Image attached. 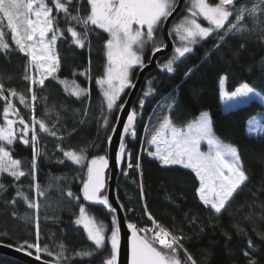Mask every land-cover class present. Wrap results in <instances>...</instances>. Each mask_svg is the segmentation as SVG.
<instances>
[{
  "label": "trees",
  "instance_id": "1",
  "mask_svg": "<svg viewBox=\"0 0 264 264\" xmlns=\"http://www.w3.org/2000/svg\"><path fill=\"white\" fill-rule=\"evenodd\" d=\"M185 1V0H184ZM51 5V0H48ZM238 4L251 7L255 0H237ZM183 8V7H182ZM86 16L90 11L87 0H72L70 11ZM184 8L179 13L183 14ZM178 13V14H179ZM54 15H57L55 9ZM180 15V14H179ZM177 15V16H179ZM177 16L175 18H177ZM64 21L63 14H59ZM230 19L234 20V17ZM175 20V19H174ZM244 31L224 34L220 42L217 33L194 46L193 52L178 62L171 74L155 67L142 81L132 104L131 110L138 113L136 118L137 135L133 139L125 136L126 150L132 153V168L127 160L119 164L116 177L115 195L124 212L127 223H134L138 228L153 227L147 218L151 214L159 224L175 235H183L184 248L192 255L197 264H249L254 259L256 264H264V132L249 135L246 132L248 120L261 115L264 125V105L256 99L223 110L219 97V80L226 76L225 88L234 91L247 83L255 91L264 95V18L247 17L242 22ZM61 23V27H66ZM79 30V28H78ZM6 40L10 47L0 50V83L5 89L14 88L18 93L29 97V82L24 80L27 58L19 53L11 41V33L5 29ZM108 34L94 30L89 34L88 43L81 49L69 41L57 42L56 50L60 57L57 79L49 78L45 86L36 88L38 100L35 102V116L46 119L49 128L57 132L41 136L36 158V181L46 189L43 197H37L31 175L21 177L19 181L8 174H0V243L10 245L23 251L32 252L28 244L37 242V222L39 224L38 242L53 253H39L41 259L56 264V254L63 257L60 264H102L109 256L110 242L97 249L88 240L81 226L75 224L79 206L84 205L86 212L103 222L106 229L111 227V213L102 205H93L83 199L82 182L87 178V162L94 156L107 155L108 137L115 126L117 111L109 113L100 97V87L95 81L104 75L105 48ZM158 42H163L160 32ZM220 46L217 47L216 45ZM152 45L144 49V60L148 62ZM167 57H160L164 62ZM192 69L190 75H185ZM87 73V75H81ZM134 78V76H133ZM61 80L73 81L89 90L88 95L77 98L65 90ZM150 82L155 91L145 97L146 84ZM126 92V91H125ZM7 95V92L5 93ZM124 95H122L121 100ZM144 106L140 108V100ZM118 101V104L121 102ZM174 103L171 112L162 111L165 104ZM93 102L98 107H92ZM13 103L19 108L20 115L31 121L23 105L17 99ZM0 101V123L3 122ZM100 106V107H99ZM169 114L176 126H183L195 119L201 111H208L212 119L215 135L225 143L233 144L239 153L240 162L248 179L237 190L227 209L222 214H214L205 207L197 194L199 181L191 169L180 165L164 166L145 150L142 141L156 126V118ZM108 119V127L103 126V117ZM14 118V117H11ZM63 137V139H59ZM59 145V147H58ZM13 157L22 162L25 172L31 169L33 149L31 144L24 145L17 140L10 146ZM54 149L57 154L64 150L82 151L86 159L82 165H75L62 157L60 160L48 159L46 152ZM205 149V147H202ZM139 164L137 168L136 165ZM125 172L127 175H125ZM142 186V191H141ZM71 190L80 199L66 196ZM38 202L39 208L29 207V202ZM14 201V203H13ZM110 231H106V237ZM230 237V238H229ZM249 240L252 246H249ZM249 252L246 257L245 252ZM90 252L91 255H77ZM182 260L186 258L183 251ZM0 264H28L21 260L0 254Z\"/></svg>",
  "mask_w": 264,
  "mask_h": 264
},
{
  "label": "snow or ice",
  "instance_id": "2",
  "mask_svg": "<svg viewBox=\"0 0 264 264\" xmlns=\"http://www.w3.org/2000/svg\"><path fill=\"white\" fill-rule=\"evenodd\" d=\"M90 11L86 16H81L77 10L76 14L70 11L72 0H0V50H8L10 45L6 40L7 29L11 33V41L19 53L27 58V66L24 80L29 82V98L18 93L16 89H5L0 83V101H4L2 109L3 122L0 123V174L7 173L19 181L26 174L33 178V185L36 196L43 197L46 189L41 188L36 181V158L39 156L37 145L39 132L48 133L56 137L57 132L50 129L43 119L35 116V102L38 100L36 88H43L45 81L49 78L57 79L56 73L60 68V57L56 50L57 42L60 40L69 41L72 45L83 49L88 43L89 34L98 29L108 34L104 42L106 67L104 75L95 83L100 87L106 108L109 113L114 108L123 110L124 104L119 103L125 90L134 88L133 75L136 70H143L147 65L144 60V49L152 45L151 56L162 52L167 45L158 42V36L162 26L168 22L169 17L176 11V0H87ZM57 15L53 14V11ZM63 14L64 21H61L59 14ZM257 14L264 18V0H255L251 7L247 4H238L237 0H190V6L185 15L175 24L168 35L175 34L178 44L174 46L173 54L162 65L160 70L166 73H173L174 66L193 52L194 46L202 40H207L217 33L220 42L224 41V34L244 31L243 21L247 17H256ZM234 17V20L230 19ZM207 22L208 26L201 23ZM6 22V23H5ZM66 23V27H61ZM79 28V30H78ZM223 30L224 34H220ZM217 47L220 45L217 44ZM151 62V61H150ZM189 69L185 75H190ZM87 75V73H81ZM227 77L222 76L219 80L221 98L225 101H243L256 99L264 104V95L255 91L247 83L242 84L236 91L225 92V81ZM68 91L67 80H61ZM70 95L77 98L86 96L89 93L87 88L80 87L75 81ZM155 89L151 87L144 96L151 95ZM7 92V95L5 94ZM17 99L20 105L30 109L32 112L31 121H26L20 115L19 108L13 103ZM144 99L140 100V108L144 106ZM173 103L165 104L162 108L168 113L174 107ZM135 109L127 113L126 121L122 125V135L118 150L115 153L117 165L127 160L128 167L132 168V153L126 150L125 136L136 137ZM14 117V118H10ZM153 117L157 124L146 135L143 144L148 155L158 159L162 165H180L191 169L199 181L197 194L205 207L210 208L214 214L220 215L227 209L231 199L237 190L247 181L248 177L243 170L240 156L236 147L222 142L214 133L212 119L208 111H201L199 116L188 121L183 126H176L171 115L165 114L162 118ZM103 126L108 127L107 117H103ZM257 122L253 119L249 124V132L261 131ZM112 132H116L113 126ZM148 132V126H145ZM63 139V137H59ZM19 140L24 145L31 144L33 149V160L29 172H25L22 162L13 157L11 147ZM112 136L108 137L109 143ZM202 143L207 145V151L202 150ZM59 147V145H58ZM63 157L75 165H82L86 157L82 151L64 150L59 148ZM65 160H60L64 163ZM109 166L107 155L92 157L86 165L87 178L82 182L81 193L85 201L104 206L111 213V227L106 229L103 222H98L94 216L89 215L83 204L79 206V214L74 221L76 225L82 226L87 233V238L97 249L104 247L106 239L110 242L109 256L102 264H118L120 251V222L116 215L117 209L110 203L105 192L104 171ZM136 167H139L137 163ZM125 175L127 173L125 172ZM0 188L3 185L0 184ZM142 191V186H141ZM17 195L29 202V207L38 209L39 203L32 202L29 197L18 191ZM66 196L79 200L68 190ZM14 203V201H13ZM148 218L152 221L151 228H138L134 223H128L130 230V264H197L192 255L188 252L182 241L183 235H175L166 227L159 224L150 213ZM37 242L28 244V249L35 248L36 259L40 260L39 253L45 252L49 256L53 253L38 242L39 224L37 222ZM106 231L110 235L106 237ZM230 238V237H229ZM249 246L252 241L249 240ZM61 252L56 254V264H60L63 257V245ZM18 250H26L21 246ZM186 258L182 260L180 253ZM32 255V252H27ZM77 255L88 256L90 252L77 253ZM247 257L249 252H245ZM249 264H256L254 259Z\"/></svg>",
  "mask_w": 264,
  "mask_h": 264
},
{
  "label": "water",
  "instance_id": "3",
  "mask_svg": "<svg viewBox=\"0 0 264 264\" xmlns=\"http://www.w3.org/2000/svg\"><path fill=\"white\" fill-rule=\"evenodd\" d=\"M183 3L184 0H177L176 11H174L172 16L169 17L168 22H166L162 26V36L164 38L165 45H167V47L164 48L162 52L156 53L155 57L151 56L149 61L146 63L147 67H145L143 70H138L135 80L133 82L135 84V87L130 88L123 102L124 108L123 110H120L118 113V117L115 123L116 132L111 133L112 140L110 143L108 141L107 157L109 160V166L104 171V180L106 186L105 188L106 195L108 196L109 201L110 203H112L113 207L117 209L116 215L120 222L121 243H120V251L118 256V264H130V245H129L130 230L127 228L128 223L125 220L124 212L115 195V183H116V177L119 172V165L116 164L114 157L119 147V143L122 135V125L126 121L127 113L131 111L132 104L136 98L137 92L142 84V81L144 80L145 76L156 67L157 59L167 55L173 48V41L170 38V35H168L169 33L168 29L171 21L178 15L180 10L182 9ZM88 203L93 205H99L91 202ZM0 254L21 260L28 264H55L43 259L37 260L36 256L28 255L26 251L18 250V248H15L10 245H5L2 243H0Z\"/></svg>",
  "mask_w": 264,
  "mask_h": 264
},
{
  "label": "rangeland",
  "instance_id": "4",
  "mask_svg": "<svg viewBox=\"0 0 264 264\" xmlns=\"http://www.w3.org/2000/svg\"><path fill=\"white\" fill-rule=\"evenodd\" d=\"M209 2H213V3H215V2H217V0H209ZM176 3H177V0H176ZM50 6V5H49ZM188 6H190V0H185L184 1V3H183V8H184V11H183V14L182 13H179L178 15L179 16H177V18H174L172 21H171V23H170V26H169V29H168V32H170L171 30H172V28H173V26L175 25V24H177L185 15H187V8H188ZM182 8V9H183ZM201 23H203L204 24V26H208L207 25V22L206 21H203L202 20V18H201V21H200ZM6 23V22H5ZM161 34H162V31H161ZM214 34V33H213ZM163 37V36H162ZM170 38L172 39V41H173V48H172V50L167 54V55H165V56H163V57H167V59L164 61V62H160V64H159V62H158V59H160V58H158L157 59V61H156V67H158V68H160V65H162L163 63H165L170 57H171V55L173 54V50H174V46L176 45V44H178V40H177V38L175 37V34L173 33L172 35H170ZM203 41V40H202ZM202 41H199L197 44H199V43H201ZM163 44H165V41H164V38H163ZM196 44V45H197ZM150 57H151V53H150V55H149V58H148V60L150 59ZM147 63V62H146ZM145 63V64H146ZM105 67H106V56H105ZM104 72H105V69H104ZM137 72H138V70H136L135 72H134V78H133V82H134V80H135V77H136V74H137ZM57 74V73H56ZM241 86V85H240ZM239 86V87H240ZM72 87H73V84L72 83H68L67 84V88H68V91H71V89H72ZM151 87V84H150V82H148L147 84H146V86H145V89H144V93L145 92H147L148 90H149V88ZM239 87H237V88H239ZM236 88V89H237ZM236 89L234 90V91H236ZM129 90L130 89H126L125 91V93L126 94H122V95H124V97H123V99L121 100V102L120 103H123L124 102V100H125V98H126V96H127V94H128V92H129ZM225 90V92H227V93H231V92H234V91H228V90H226V88L224 89ZM100 97H101V101H102V103H103V105H104V107H105V109L107 110V108H106V103H105V101H104V97H103V94H102V91H101V89H100ZM144 93H143V95H144ZM122 97V96H121ZM219 97H220V100H221V107H222V109L223 110H228V109H230V108H233V107H236V106H239V105H242V104H245V103H247L249 100H251V99H247L246 101H244V102H241V101H243V99L244 98H241V101H236V100H233V101H225L224 99H222L221 98V92H220V86H219ZM29 101H30V95H29ZM264 105V104H263ZM92 107H94V108H97L98 107V103L97 102H93V104H92ZM100 107V106H99ZM25 108V107H24ZM118 109V111H117V117H118V113H119V111H120V109L119 108H114L113 110H112V112H114V111H116ZM25 110L27 111V113H29V115H32V112L30 111V109H28V108H25ZM108 111V110H107ZM199 116V115H198ZM197 116V117H198ZM117 117H116V119H117ZM11 118V117H10ZM38 118V117H37ZM39 119V118H38ZM40 119H42V118H40ZM253 119H255V121L257 122V127L259 128V129H262L261 131H255V132H252V133H250L249 132V124H250V122L253 120ZM44 120V122L46 123V125L49 127V122L48 121H46V119H43ZM155 127V126H154ZM153 127V128H154ZM153 128L150 130V132H149V135L151 134V131L153 130ZM37 130H38V135H39V139H40V137L41 136H44V135H47L48 133H41V132H39V129H38V126H37ZM246 132H247V134H249V135H260V134H262L263 132H264V125H263V123H262V120H261V115H255V116H253V117H251L249 120H248V122H247V126H246ZM147 135V134H146ZM225 143V142H224ZM226 144H230V143H226ZM231 145H233V144H231ZM205 147V149H203L202 148V150L203 151H207V145L205 144V143H202V147ZM234 146V145H233ZM235 147V146H234ZM38 150V149H37ZM80 152V151H79ZM84 155V154H83ZM85 156V155H84ZM46 157L48 158V159H56V160H60L62 157H63V154H57V152L55 151V153H54V149H52L51 148V150H50V152H46ZM84 162V161H83ZM7 174V173H6ZM105 192H106V190H105ZM148 218V217H147ZM81 228L83 229V227L81 226ZM84 230V229H83ZM84 232H85V230H84ZM85 234H86V236H87V233L85 232Z\"/></svg>",
  "mask_w": 264,
  "mask_h": 264
},
{
  "label": "bare ground",
  "instance_id": "5",
  "mask_svg": "<svg viewBox=\"0 0 264 264\" xmlns=\"http://www.w3.org/2000/svg\"><path fill=\"white\" fill-rule=\"evenodd\" d=\"M155 126V125H154Z\"/></svg>",
  "mask_w": 264,
  "mask_h": 264
}]
</instances>
